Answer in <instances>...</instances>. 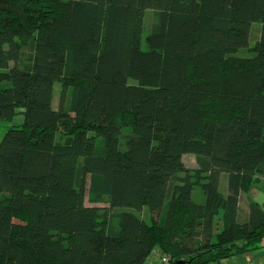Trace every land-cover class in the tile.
Masks as SVG:
<instances>
[{
  "label": "trees",
  "instance_id": "obj_1",
  "mask_svg": "<svg viewBox=\"0 0 264 264\" xmlns=\"http://www.w3.org/2000/svg\"><path fill=\"white\" fill-rule=\"evenodd\" d=\"M17 113L0 264H210L264 246V209L237 216L264 177V0H0V120Z\"/></svg>",
  "mask_w": 264,
  "mask_h": 264
},
{
  "label": "rangeland",
  "instance_id": "obj_2",
  "mask_svg": "<svg viewBox=\"0 0 264 264\" xmlns=\"http://www.w3.org/2000/svg\"><path fill=\"white\" fill-rule=\"evenodd\" d=\"M155 20H156V17H155L153 10L152 9H146L144 11V17H143L144 29H143V32L141 34V43L142 44H143L144 37L147 34L149 27L151 26L152 23L155 22ZM256 27H258L257 23H253L251 26V30L254 28L255 29L253 30V32L251 31V35L249 37V44H253L255 41L253 33H254V35L257 34ZM237 54L241 55V56H248L251 53L247 52L246 50L241 49L237 52ZM53 88H54L53 94H54V103H55L56 97L58 95V83L57 82L54 83ZM21 122H22V115L20 113L15 114V116L13 117V119L10 123L3 121V120H0V139L3 136L8 124L19 125ZM57 138H59L60 140L63 139L59 134L57 135ZM182 161H183L185 167H187L188 169H192L196 166L195 165V158H194L193 154L183 155ZM225 181H226V174L223 173L221 175L220 184H219V189L222 193H224L225 189H226ZM252 184H253L252 187H254V189L252 190V194H256L260 198V200H261L260 202L262 204H264V177L261 176L260 174L256 175L254 177V182ZM192 196H193L195 201L202 202L204 200L203 194H202V192L198 186L193 187ZM88 198H89L88 192H87V190H85V203L88 205H91V203L88 202ZM97 205L99 207H107V205L104 203H100ZM131 210L134 213H136L138 216H140L141 218L148 219L150 216V213L147 211L146 207H142L140 209H133L132 208ZM219 217H220V213L217 214L216 219H218ZM227 259H223L222 261L223 262L228 261Z\"/></svg>",
  "mask_w": 264,
  "mask_h": 264
},
{
  "label": "crops",
  "instance_id": "obj_3",
  "mask_svg": "<svg viewBox=\"0 0 264 264\" xmlns=\"http://www.w3.org/2000/svg\"><path fill=\"white\" fill-rule=\"evenodd\" d=\"M252 185L253 184H251L247 191H243V193H241L240 195L239 206L237 211V216L240 220H244L246 218L247 204L249 202L257 203L264 209V204L260 202V198L256 194H252V190L254 189ZM219 213L221 217L222 210H219ZM222 260L210 264H264V246H261L253 251L241 255L230 257L227 259L228 261L223 262Z\"/></svg>",
  "mask_w": 264,
  "mask_h": 264
},
{
  "label": "built area",
  "instance_id": "obj_4",
  "mask_svg": "<svg viewBox=\"0 0 264 264\" xmlns=\"http://www.w3.org/2000/svg\"><path fill=\"white\" fill-rule=\"evenodd\" d=\"M160 260L162 261V262H168L169 260H170V258L168 257V256H161L160 257ZM183 264H186V263H183Z\"/></svg>",
  "mask_w": 264,
  "mask_h": 264
},
{
  "label": "water",
  "instance_id": "obj_5",
  "mask_svg": "<svg viewBox=\"0 0 264 264\" xmlns=\"http://www.w3.org/2000/svg\"><path fill=\"white\" fill-rule=\"evenodd\" d=\"M178 264H183V261H179Z\"/></svg>",
  "mask_w": 264,
  "mask_h": 264
}]
</instances>
